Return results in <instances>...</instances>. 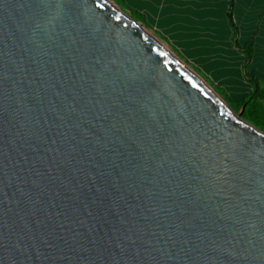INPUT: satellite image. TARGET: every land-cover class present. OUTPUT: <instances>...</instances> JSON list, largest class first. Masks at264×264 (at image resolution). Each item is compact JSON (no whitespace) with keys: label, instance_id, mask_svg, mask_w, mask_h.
<instances>
[{"label":"water","instance_id":"water-1","mask_svg":"<svg viewBox=\"0 0 264 264\" xmlns=\"http://www.w3.org/2000/svg\"><path fill=\"white\" fill-rule=\"evenodd\" d=\"M129 20L0 0V264H264V133Z\"/></svg>","mask_w":264,"mask_h":264},{"label":"crops","instance_id":"crops-1","mask_svg":"<svg viewBox=\"0 0 264 264\" xmlns=\"http://www.w3.org/2000/svg\"><path fill=\"white\" fill-rule=\"evenodd\" d=\"M123 1L230 100L247 96L252 86L245 73L253 77L260 99L252 101L248 111H254V121L264 129V106L257 103L264 100V0H233L231 19L238 47L231 40L225 16L227 0ZM250 40L251 56L243 68L239 48Z\"/></svg>","mask_w":264,"mask_h":264},{"label":"trees","instance_id":"trees-1","mask_svg":"<svg viewBox=\"0 0 264 264\" xmlns=\"http://www.w3.org/2000/svg\"><path fill=\"white\" fill-rule=\"evenodd\" d=\"M112 1L114 3H116L118 6H120L122 9L128 11L132 18H134L135 20L139 21L140 23H142L144 26L147 27L148 24L145 22L144 16L142 14L138 13L137 11H135L133 9L128 8L127 6H125L124 3H123V0H112ZM232 5H233V0H227L226 1V6L227 7H226L225 16H226V20H227L228 26L231 29V40H232L234 46L238 47L237 44L235 43L236 28L233 25L232 19H231ZM162 40L167 43V41L165 39L162 38ZM239 49L241 50L240 52L243 55V65H242V67L245 68V66L247 65V63L250 60L251 51H252V41L250 40L249 42L245 43ZM245 75H246V78H247L249 84L252 86V89H251V91L249 92V94L247 96H245L244 98H242L240 100H237V101L230 100L222 89L217 88V87H215V86H213L212 84L209 83L213 87V90L216 92V94L218 96H220L222 98V100L226 103V105L231 110H233L235 112L239 111L241 106H243V110L244 111H247L248 108H249V105H250V103L252 101H257L258 99H260V96L258 95V92H257V89H256V85H257L258 82L253 77H251L250 75H248L246 73H245ZM250 122H251V124L254 127H256L257 129H259L261 131L260 127H258L259 124L257 122H255L254 120H250Z\"/></svg>","mask_w":264,"mask_h":264},{"label":"bare ground","instance_id":"bare-ground-1","mask_svg":"<svg viewBox=\"0 0 264 264\" xmlns=\"http://www.w3.org/2000/svg\"><path fill=\"white\" fill-rule=\"evenodd\" d=\"M101 1L103 4H105L108 8H110L111 10H113L115 13L119 14L120 16H122L125 20L130 21L129 18L126 15H123L119 9L109 0H99ZM135 27H137V29L139 31H141V33H143L162 53H164L165 55H167L169 58H171L178 66L180 69H182L183 71L187 72L193 79L194 81L199 85V87L206 93L208 94L212 100L216 103V105L225 113L228 114V116L232 119V120H236L239 121L234 115L233 113L230 111L229 107L215 94V92H213L201 79H199L193 72H191L182 62H180L173 54L172 52H170L163 44H161L158 40H156L150 33H148L147 31H145V29H143L142 27H140L138 24H134ZM246 125V124H244ZM248 126V125H247ZM249 127V126H248Z\"/></svg>","mask_w":264,"mask_h":264},{"label":"rangeland","instance_id":"rangeland-1","mask_svg":"<svg viewBox=\"0 0 264 264\" xmlns=\"http://www.w3.org/2000/svg\"><path fill=\"white\" fill-rule=\"evenodd\" d=\"M110 2H112L122 13H124L126 16H128L131 20H133L135 23H137L140 27H142L143 29H145V31H147L148 33H150L156 40H158L161 44H163L170 52H172V54L180 61L182 62L191 72H193L199 79H201L213 92H215L213 90V87L209 84V82L207 80H205L198 72H196V69L191 65L189 64L186 60H184L183 58L180 57V55L178 53H176V51L174 50V48L172 49V47L169 45V43L165 42L162 40L165 39L164 38V35L161 34V33H158V31L155 30L154 27H151L149 25L144 26L142 23H140L139 21L135 20L134 18H132L130 16V13L124 9H122L120 6H118L116 3H114L112 0H109ZM124 5L129 7L124 1H123ZM162 38H161V37ZM166 40V39H165ZM174 50V51H173ZM216 94V92H215ZM217 95V94H216ZM218 96V95H217ZM221 100L222 98L220 96H218ZM223 101V100H222ZM224 102V101H223ZM225 103V102H224ZM258 104L264 106V100H262L260 103L257 102ZM226 104V103H225ZM231 110V109H230ZM235 115L239 112H235L233 110H231ZM253 112L254 111H244L242 110V113L240 115V118L241 120H243L244 122H246L247 124L253 126L250 122V120H254V117H253ZM254 127V126H253ZM258 127H260L262 133L264 132V129L258 125ZM256 128V127H255ZM257 129V128H256ZM259 130V129H257Z\"/></svg>","mask_w":264,"mask_h":264}]
</instances>
